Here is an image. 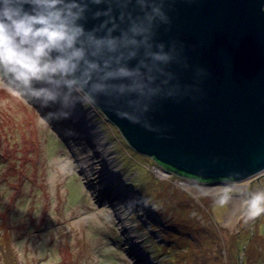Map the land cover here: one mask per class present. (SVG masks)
<instances>
[{"label":"rangeland","instance_id":"1","mask_svg":"<svg viewBox=\"0 0 264 264\" xmlns=\"http://www.w3.org/2000/svg\"><path fill=\"white\" fill-rule=\"evenodd\" d=\"M54 110L0 85V235L9 234L19 264H173L162 246L167 218L207 227L211 264H264V214L246 215L264 174L208 182L222 189L194 195L183 183H205L137 153L96 105L40 124ZM225 191L240 198L236 217L230 199L219 203ZM189 244L180 254L186 263Z\"/></svg>","mask_w":264,"mask_h":264},{"label":"water","instance_id":"2","mask_svg":"<svg viewBox=\"0 0 264 264\" xmlns=\"http://www.w3.org/2000/svg\"><path fill=\"white\" fill-rule=\"evenodd\" d=\"M137 10L131 0L126 7L113 4L111 15ZM167 14L170 23L159 27L155 40L165 52L175 49L168 98L147 111L105 96L96 106L131 148L165 170L205 184L263 175L264 0H168ZM104 19L89 16L85 27ZM120 111L139 122L121 118Z\"/></svg>","mask_w":264,"mask_h":264},{"label":"clouds","instance_id":"3","mask_svg":"<svg viewBox=\"0 0 264 264\" xmlns=\"http://www.w3.org/2000/svg\"><path fill=\"white\" fill-rule=\"evenodd\" d=\"M130 2L0 0V85L26 102L54 108L40 118L44 126L67 119L77 105L95 106L100 96L123 98L133 111L168 98L167 66L175 49L165 52L155 40L159 27L170 23L168 0H135V14L111 15L113 4ZM101 4L104 11L92 10ZM89 16L106 19L86 28ZM118 115L139 122L127 111ZM229 199L225 191L219 203ZM246 204L249 220L264 214V191L252 193Z\"/></svg>","mask_w":264,"mask_h":264},{"label":"trees","instance_id":"4","mask_svg":"<svg viewBox=\"0 0 264 264\" xmlns=\"http://www.w3.org/2000/svg\"><path fill=\"white\" fill-rule=\"evenodd\" d=\"M163 225L162 234L164 235L163 240L165 244L162 246L166 250H169L171 254L170 259L173 264H211V251L202 248V243L206 239H211L213 236L212 233L205 230L207 227L197 223L192 224L188 220H178V218H176V221L171 222L167 218V221ZM3 234L4 232L0 235V264H19L20 261L10 246L11 242L7 239L9 234L6 233L7 236ZM239 239L240 237L237 234V240L235 242H238ZM187 244L193 247L190 249L189 255L184 253L187 257H191L189 263L181 261L180 259V254H182L181 250L186 251Z\"/></svg>","mask_w":264,"mask_h":264},{"label":"bare ground","instance_id":"5","mask_svg":"<svg viewBox=\"0 0 264 264\" xmlns=\"http://www.w3.org/2000/svg\"><path fill=\"white\" fill-rule=\"evenodd\" d=\"M155 173L159 176H166L167 173L163 169H155ZM93 179V178H90ZM183 186L187 189L188 192L194 194V195H203V194H213L217 192L218 190H221V187H216V186H210V185H189L188 183H183ZM240 198H231L230 201V207H231V212L228 215L229 217H236L238 214L240 202Z\"/></svg>","mask_w":264,"mask_h":264},{"label":"flooded vegetation","instance_id":"6","mask_svg":"<svg viewBox=\"0 0 264 264\" xmlns=\"http://www.w3.org/2000/svg\"><path fill=\"white\" fill-rule=\"evenodd\" d=\"M188 177V176H187Z\"/></svg>","mask_w":264,"mask_h":264}]
</instances>
